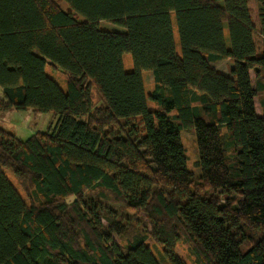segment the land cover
Wrapping results in <instances>:
<instances>
[{"label":"trees","instance_id":"1","mask_svg":"<svg viewBox=\"0 0 264 264\" xmlns=\"http://www.w3.org/2000/svg\"><path fill=\"white\" fill-rule=\"evenodd\" d=\"M60 1L0 0V109L57 116L0 127V264H264V0Z\"/></svg>","mask_w":264,"mask_h":264},{"label":"rangeland","instance_id":"2","mask_svg":"<svg viewBox=\"0 0 264 264\" xmlns=\"http://www.w3.org/2000/svg\"><path fill=\"white\" fill-rule=\"evenodd\" d=\"M57 4L61 7H65L63 2L60 0H56ZM251 7L253 9V14L256 13V4L255 0L250 1ZM172 24H173V35L175 39L176 49L179 52V44H178V34L176 30L174 15L171 14ZM99 27L101 29L113 30V31H123L124 28L119 25L109 22V21H100ZM226 42L228 43L227 31H225ZM122 62L125 71H131L133 68L132 58L130 53L124 52L122 54ZM231 60L224 59L215 63L216 67L221 69L223 72L228 73L229 67L231 66ZM44 70L46 74L52 78L60 87L62 91H66V74H64L60 69L52 68L48 61L45 63ZM141 78L143 80V86L145 94L148 95L153 90V77L150 70H142ZM93 100L97 101L98 96L97 93L92 91ZM4 99L2 94V89L0 88V101ZM147 104L150 109H156L157 105L152 102L149 98H147ZM257 110L259 111V107L257 104ZM57 120V116L51 112H36L32 109L27 110H1L0 109V127L14 133L18 137L25 139L30 136L32 133L36 131H46L48 126H54ZM181 141L185 149V153L188 156L187 160V168L194 174V176L199 175V168L195 165V161L198 158V154L196 152V142L195 137L192 132L189 131H181ZM8 180L13 184L14 187L18 190V192L22 195V197L28 202V197L23 186L20 184L19 180L13 175V173L8 169H3ZM119 245L120 242L117 240ZM176 252L180 257H182L187 264H194L193 257L189 253L188 245L181 241L177 243L175 247Z\"/></svg>","mask_w":264,"mask_h":264},{"label":"water","instance_id":"3","mask_svg":"<svg viewBox=\"0 0 264 264\" xmlns=\"http://www.w3.org/2000/svg\"><path fill=\"white\" fill-rule=\"evenodd\" d=\"M70 199H72V200H73V197H71Z\"/></svg>","mask_w":264,"mask_h":264}]
</instances>
